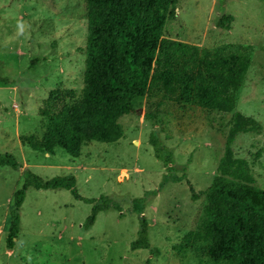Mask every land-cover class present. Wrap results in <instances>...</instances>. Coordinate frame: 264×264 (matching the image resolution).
I'll use <instances>...</instances> for the list:
<instances>
[{"label": "rangeland", "instance_id": "374dc122", "mask_svg": "<svg viewBox=\"0 0 264 264\" xmlns=\"http://www.w3.org/2000/svg\"><path fill=\"white\" fill-rule=\"evenodd\" d=\"M176 1L165 37L205 50L250 46L233 106L206 110L171 100L156 106L157 98L131 97L130 111L117 118L120 137L85 141L72 157L60 148L51 154L33 151L21 145L19 136L42 134L45 123L38 110L47 98L70 91L76 96L80 90L84 2L0 0V154H11L21 168L42 179L72 174L77 195L95 201L102 197L104 207L82 228L91 203L68 189L28 187L18 234L6 250L8 203L21 170L0 166V264H216L204 254L207 242L184 246V237L204 220L202 190L217 173L235 113L259 124L258 131L237 132L229 148L234 158L247 162L254 185L264 189V1ZM222 15L232 17L227 30L216 26ZM145 113L155 114L154 128L171 148L174 174L181 177L145 197L148 240L158 251L153 254L129 248L138 228L132 199L156 190L165 173L148 142L153 124Z\"/></svg>", "mask_w": 264, "mask_h": 264}, {"label": "trees", "instance_id": "16d2710c", "mask_svg": "<svg viewBox=\"0 0 264 264\" xmlns=\"http://www.w3.org/2000/svg\"><path fill=\"white\" fill-rule=\"evenodd\" d=\"M264 1V0H263ZM86 36L83 47L82 84L76 96L70 91L47 98L39 108L44 129L39 137L20 135L21 145L47 154L55 148L77 156L85 141L113 142L121 135L117 118L130 111L131 97L157 98L201 109L230 110L239 83L249 65L250 46L212 50L199 49L186 42L164 36L165 24L175 17L176 0H83ZM232 17L222 15L216 26L229 29ZM232 47V46H230ZM69 101H66V98ZM154 113H145L153 124L148 134L153 155L165 173L159 187L132 199L137 214L136 237L129 248H152L148 240V222L143 213L147 194L152 196L167 181H179L171 148L158 137ZM229 129L225 151L217 173L202 190L204 220L195 231L188 232L183 245L207 242V259L218 264H264V189L254 185L247 162L234 158L229 148L237 132L258 131L259 124L235 113ZM21 170V182L8 203L9 222L5 237L11 250L19 231V208L28 187L68 189L77 199L91 203L82 228H88L96 213L104 207L77 195L72 174L47 179L33 174L8 153L0 154V166ZM190 197L196 196L190 189ZM152 253V254H153Z\"/></svg>", "mask_w": 264, "mask_h": 264}]
</instances>
